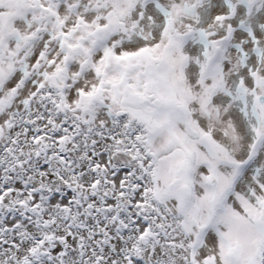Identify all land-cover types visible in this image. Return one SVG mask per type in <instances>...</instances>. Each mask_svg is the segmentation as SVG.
I'll list each match as a JSON object with an SVG mask.
<instances>
[{
    "label": "snow or ice",
    "instance_id": "1",
    "mask_svg": "<svg viewBox=\"0 0 264 264\" xmlns=\"http://www.w3.org/2000/svg\"><path fill=\"white\" fill-rule=\"evenodd\" d=\"M0 264H264V0H0Z\"/></svg>",
    "mask_w": 264,
    "mask_h": 264
}]
</instances>
